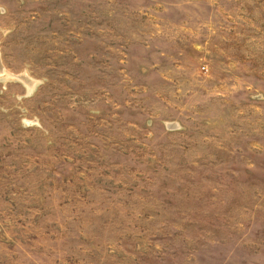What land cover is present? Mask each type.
I'll use <instances>...</instances> for the list:
<instances>
[{
    "label": "rangeland",
    "instance_id": "374dc122",
    "mask_svg": "<svg viewBox=\"0 0 264 264\" xmlns=\"http://www.w3.org/2000/svg\"><path fill=\"white\" fill-rule=\"evenodd\" d=\"M0 64V264H264V0H0Z\"/></svg>",
    "mask_w": 264,
    "mask_h": 264
},
{
    "label": "bare ground",
    "instance_id": "6f19581e",
    "mask_svg": "<svg viewBox=\"0 0 264 264\" xmlns=\"http://www.w3.org/2000/svg\"><path fill=\"white\" fill-rule=\"evenodd\" d=\"M0 73H2L3 74V76L2 77H4V78H11V77H20L22 80H24V82L26 83V85H27V88H28V90L30 91L33 87H34V85L36 84V80L35 79H33V78H31V77H29L27 74H25V73H23V74H20V75H16V74H14V73H12V72H10V71H8L3 65H1L0 64ZM1 74V75H2ZM3 78V79H4Z\"/></svg>",
    "mask_w": 264,
    "mask_h": 264
}]
</instances>
